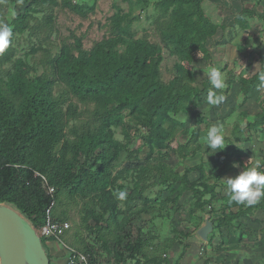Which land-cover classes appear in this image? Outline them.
Returning a JSON list of instances; mask_svg holds the SVG:
<instances>
[{"label": "trees", "instance_id": "16d2710c", "mask_svg": "<svg viewBox=\"0 0 264 264\" xmlns=\"http://www.w3.org/2000/svg\"><path fill=\"white\" fill-rule=\"evenodd\" d=\"M9 1L26 6L11 18L10 44L0 53L1 203L11 205L39 228L52 201L50 219L58 223L68 219L65 207L79 205L81 199L87 210L80 216V228L99 244L75 249L84 252L90 264H105L103 257L111 254V245L117 264L137 255L149 258L143 248L160 235L155 219L174 217L176 204L187 191L190 226L197 231L205 219L212 223L208 243L218 230L232 229L248 214L264 211V198L253 206L238 205L230 202V193L217 189L224 185L221 177L234 170V163L246 153L244 142L264 130V87L259 79L264 60L255 75L239 80L244 100L254 89L261 90L260 110L236 114L224 135V149L211 153L199 142L201 113L196 114L194 127L185 120L202 101V90L194 84L197 73L188 65L197 53L210 60L207 40L224 28L206 14L205 0H122L125 7L114 3V12L104 24L105 36L90 48H84L80 38L60 44L47 39L43 46L31 36L39 30L54 31V14L45 8L58 6L86 17L94 12L97 0ZM40 12L42 18L34 16ZM142 17L146 25L139 35L135 24ZM258 17L253 5H243L233 25L248 30ZM26 32L25 46L14 47L15 34ZM149 32L159 35L161 43L148 40ZM164 50L175 58V74L168 81L160 72ZM38 52L42 57L31 63ZM234 82L232 77L228 80L227 91ZM183 134L185 139L177 140ZM198 154L199 162L188 167L186 160ZM167 159L175 161L167 163ZM206 165L216 171L210 178ZM179 166L183 171L177 172ZM193 171L199 174L195 180L189 178ZM119 191L127 192L124 200L114 195ZM144 214L157 234L145 232L139 224L132 240L130 228ZM89 217L93 224L87 223ZM115 231L117 240H109L108 234L114 236ZM168 231L157 248L167 243L170 248L174 243L182 246L193 233L174 223ZM123 238L128 239L121 244ZM46 240L41 239L45 250Z\"/></svg>", "mask_w": 264, "mask_h": 264}, {"label": "rangeland", "instance_id": "374dc122", "mask_svg": "<svg viewBox=\"0 0 264 264\" xmlns=\"http://www.w3.org/2000/svg\"><path fill=\"white\" fill-rule=\"evenodd\" d=\"M73 1L81 2L82 0ZM114 3L123 7L126 6V3L122 0H97L94 12L89 13L86 17L79 16L67 8H60L58 6H51L49 9L45 8L44 11H52L54 14L52 15L54 16L53 25L55 29L53 32L48 30L46 33L39 30L31 37H34V43L36 42L37 45L41 44L43 46H47L44 43L47 39L60 44L62 40L67 38L69 42H72L74 38H80L84 48H90L95 41L101 40L105 36L106 28L104 24L107 18L114 12ZM243 5H253L260 17L253 20L252 26L248 30H242L240 27L233 25L234 15L241 10ZM25 6L26 4L24 3H12L9 0H0V24H9L11 18L14 16L13 13L17 12L18 9H23ZM203 7L206 14L214 22L224 26V28L218 29L215 36L207 40V47L211 56L210 60H205L202 54L197 53L193 63L190 66L188 65L189 68L197 73L194 84L202 90V101L195 110H191L188 113L185 120L189 127H194L197 120L196 114L199 112L203 115L204 121L201 124L198 140L203 145V148H206L201 142V137L209 126L219 124L223 127V134L227 135L229 132L228 127L232 124L238 112L247 110L250 115H253L260 110L263 98L261 90L254 89L248 95V98L244 100L240 92L239 80L255 75L260 68L261 59L264 60V0H205ZM34 16L42 18L43 12L34 13ZM30 23L34 25L36 22L32 19ZM145 25L143 17L139 22H136L135 26L138 29L139 35H142L141 28ZM23 36L28 37V32L22 35L16 33L12 45L14 47H24ZM146 37L152 42L161 43V38L157 34L149 32ZM41 57L42 53L38 52L35 57L30 59V62L32 63L36 59L39 60ZM213 66L221 73L224 82L223 88L215 89L209 82L207 71ZM41 70L42 68L39 67L40 72ZM160 72L165 81L170 80L175 74V58L170 56L166 50H164V60L161 63ZM229 72L233 73L230 74ZM231 77L235 79V82L227 91V83ZM209 93L215 96H222L224 99L217 105H210L208 103ZM183 135H177V140H184L185 135ZM119 138H122V136L119 135ZM177 140L173 142L174 147L177 145ZM237 145L241 146L240 144ZM242 146L246 150V153L240 162L234 163L236 165L234 166V170L229 171L221 177L220 181L224 185L217 188L221 194H229L224 183L226 178L235 177L243 171L244 167L254 165L257 160L261 163L264 161V130H260L256 135H253ZM171 160L172 162L175 161V159ZM171 160L167 159V163H170ZM199 160L200 155L198 154L194 158L187 159L186 165L192 167ZM181 171H183V167L179 166L177 172ZM215 173L216 171L212 170L210 165H206L207 177L210 178ZM198 175L197 171H193L189 174V178L195 180L198 178ZM210 182H213L212 178ZM127 191H130V189L128 188ZM189 198L190 193L188 191L181 195L176 204L178 209L174 217L168 219L158 217L154 221L155 226H158L156 229L161 236L169 233L168 230L173 223L177 225L178 229L189 228L193 232L183 240L182 246L177 244L178 254L173 257V260L178 259V264H187V262L205 264L206 259H208L207 264L264 263V211L258 210L248 214V216L241 218L238 222L236 221L232 229L222 228L221 232L218 230L212 242L208 243V239H201L197 231L190 226L187 216ZM78 201V206L75 203H70L69 207H65L68 216L66 222L70 228L63 231L60 238L74 248L84 251L88 247L86 246L87 243L97 242L99 244V242L88 234L90 232L85 231V229L82 231L80 228V224L82 225L83 222L80 216L85 213L84 210L86 211L87 207L83 208L84 205L81 199ZM148 219L149 215L144 214L141 217H137L134 224L136 227L140 224L139 226L144 228V230L157 233L156 229L149 224ZM205 220L201 223V226L205 225ZM88 221L90 224H93L90 217L87 219V223ZM95 234L98 235V233H93L92 235ZM118 235L119 232L115 231L114 236L108 234V238L109 240H114L115 237V240H117ZM169 250L170 245L168 243L167 245L164 244L163 248H159L158 254L161 257L163 253L166 254ZM103 255H106V252Z\"/></svg>", "mask_w": 264, "mask_h": 264}, {"label": "clouds", "instance_id": "9594fccd", "mask_svg": "<svg viewBox=\"0 0 264 264\" xmlns=\"http://www.w3.org/2000/svg\"><path fill=\"white\" fill-rule=\"evenodd\" d=\"M15 15V13H13ZM12 29L8 24H0V53H3L10 44ZM210 84L215 89L223 88L224 82L220 71L215 67H210L207 71ZM261 87H264V74L260 77ZM222 96H215L209 93L208 103L217 105L222 102ZM201 142L211 152L222 150L227 145L224 140L223 127L219 124H212L208 127L205 134L201 137ZM234 166H236L234 164ZM261 162L257 160L254 165L244 167L235 177H229L224 180L225 186L230 193V202L253 206L264 198V170ZM117 199L124 200L126 191L114 193Z\"/></svg>", "mask_w": 264, "mask_h": 264}, {"label": "water", "instance_id": "95a60500", "mask_svg": "<svg viewBox=\"0 0 264 264\" xmlns=\"http://www.w3.org/2000/svg\"><path fill=\"white\" fill-rule=\"evenodd\" d=\"M212 223L197 230L203 240L208 239ZM0 264H50L41 238L31 222L11 205L0 202Z\"/></svg>", "mask_w": 264, "mask_h": 264}, {"label": "crops", "instance_id": "0c3cea01", "mask_svg": "<svg viewBox=\"0 0 264 264\" xmlns=\"http://www.w3.org/2000/svg\"><path fill=\"white\" fill-rule=\"evenodd\" d=\"M135 228H136V230H135ZM130 229L133 230L132 231V237L133 238L131 237V239L133 240L137 236L138 226L136 227V225H133V226H131ZM126 232H128V230ZM126 232L123 233L122 237H124L126 235ZM156 234H157L156 232L153 233V236ZM161 237H162L161 234L153 237L152 240H149L148 247H146L145 249L143 248V250L147 251V253L149 255H151V256H149V258L146 259V258H143V257L137 255L136 257H134V259L129 257L127 259L120 260V264H178L179 263L177 261L178 259L173 260L174 259L173 257L178 254V252H177L178 250L176 248L177 243H174L171 246L168 253H166V254L163 253L161 255V258H159L157 256L159 248H157L155 245L159 242ZM126 239H128V238H125V239L123 238V240L121 241V244L126 243V241H125ZM45 246H46V252L48 254L50 264H64L65 263L66 252L64 251V249L60 246V244L58 242H56L55 240H52V239H48L45 242ZM112 249L113 248L111 245L109 247V250H111V254L108 255V253H107V255L105 257H103L104 261L106 262L105 264H117L115 258L113 257ZM156 258H158V259L156 260ZM187 264H192V262H187Z\"/></svg>", "mask_w": 264, "mask_h": 264}, {"label": "built area", "instance_id": "2783aa9c", "mask_svg": "<svg viewBox=\"0 0 264 264\" xmlns=\"http://www.w3.org/2000/svg\"><path fill=\"white\" fill-rule=\"evenodd\" d=\"M49 194H53V188H49ZM54 205V201L51 202L49 208L46 210V222L39 228H35L37 234L41 239H53L60 244V246L66 252V260L64 264H90L88 256L79 250L69 246L63 240L60 235L63 231L69 228L67 222H52L50 219L51 208Z\"/></svg>", "mask_w": 264, "mask_h": 264}]
</instances>
